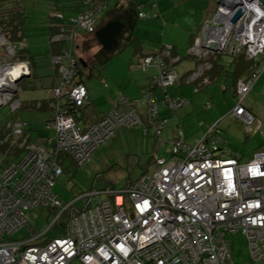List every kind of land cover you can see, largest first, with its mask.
Returning a JSON list of instances; mask_svg holds the SVG:
<instances>
[{"label": "built area", "instance_id": "built-area-1", "mask_svg": "<svg viewBox=\"0 0 264 264\" xmlns=\"http://www.w3.org/2000/svg\"><path fill=\"white\" fill-rule=\"evenodd\" d=\"M98 1L101 4L95 8L96 13L80 15L74 21L88 33L96 31L98 16L103 14L108 0ZM224 1L226 6L219 7L216 17L206 23L203 34L189 50V55L203 61V66L187 84L198 82L196 92L208 84L207 72L214 68L211 58L231 45L235 37L246 58L254 64L251 76L236 85V97L240 100L229 117L239 119L249 128L256 119L243 103L264 74V5L260 0ZM234 5L244 9L236 24L231 23L236 12ZM139 17L144 19L147 15L140 13ZM221 18L224 25L218 22ZM72 37L73 34L59 36L54 41L65 39L72 43ZM211 45H217V53L208 49ZM2 46L9 62L0 67V110L9 105L10 112L16 113L21 108L15 99L21 91L16 81L25 75L17 67L27 65L31 71V65L12 61L15 49L5 38ZM257 57H263L261 63H255ZM167 59L172 62L167 64ZM178 61L179 58H172V49L165 47L145 57L142 67L154 65L159 69L156 82L166 94L169 87L179 82L172 67ZM53 63L60 66L64 75L62 86L54 91L58 103L51 124L56 146L47 152L28 144L25 138L21 143L28 149L24 158L0 172V264H234L228 236L239 233L248 243L250 262L246 264H264V152L247 162L232 153L219 135L225 119L211 126L195 146L187 144L179 128L171 142L172 158L155 154V171L142 175L129 189L114 194L113 199L105 198L78 212L72 205L62 209L50 228L54 229L59 220L68 216L63 236L43 240V233L18 242L11 240L14 233L29 225L26 213L40 207L61 206L54 186L64 173L62 155L81 166L123 126H142L145 134L150 128L161 137L167 122L157 120L159 107L178 112L187 104L167 94L161 101L147 94L142 100L148 105L145 121L138 110L141 102L133 101L128 103V109H115L97 124L82 128L81 109L87 89L75 83V60L67 53L55 57ZM13 73H17L16 78ZM60 98L65 100L63 107ZM12 128L13 136L22 139L25 123L19 120ZM213 135L218 136L213 139Z\"/></svg>", "mask_w": 264, "mask_h": 264}, {"label": "rangeland", "instance_id": "rangeland-1", "mask_svg": "<svg viewBox=\"0 0 264 264\" xmlns=\"http://www.w3.org/2000/svg\"><path fill=\"white\" fill-rule=\"evenodd\" d=\"M191 1V3L188 1L187 5L185 4V6L182 5L177 8L175 7V2L172 1L173 10L170 12L171 18L169 19L167 16L160 18L162 24L165 22L167 25L173 24L175 26L174 33H165L164 29V34L160 32V37L163 34L167 39L185 40V50L189 47L192 34L199 35L207 23L206 19L208 18L210 19L209 21H212L219 10L217 0ZM54 2L55 0H28L25 4L28 6L26 9L31 24L27 28L28 35L25 43L31 57L35 59L37 74L41 79L50 81L51 83L55 78L59 80L60 74L58 71L55 72L52 66L53 63H51L52 61L50 62L48 59L52 52L51 41L46 28L47 24H45L49 16L57 15V11L53 7ZM261 2L264 4V0H261ZM114 4L113 0H109L108 14L111 11H115ZM204 4L209 5V8L207 9L205 7L203 9ZM145 9L151 11L150 7ZM162 9L164 8L161 7ZM166 11L164 9L162 13L166 14ZM61 12H64V17L71 15V12L67 9L61 10ZM154 12H158V9H154ZM175 12L177 14H174ZM207 15L209 17L205 19ZM152 20L153 18L151 16L142 21L135 32V38H141V42L145 45H149V41L152 39L154 32L150 27L145 25ZM133 24H135V21ZM76 34H79L78 36L83 40L93 39L96 42L92 34H88L81 28L77 29ZM1 35L3 34H0V54L4 55L2 46L4 38ZM128 35V33L125 35L126 39ZM230 43L232 44L230 46L237 45L234 37ZM134 47L135 45L133 44L129 46L117 59H126L129 53L134 50ZM222 57L224 59V56ZM262 60L263 57H257L255 62L261 63ZM112 63L118 62L114 60ZM259 70L262 71L263 66H260ZM107 72L108 70L106 68L98 65L94 68L92 75L84 69L81 79L88 87H91L95 95L98 93L101 94V89L97 88L96 85L106 84L103 78L106 77ZM233 73V70H227L216 83L205 85L198 92H196L197 85L193 83L185 85L175 84L168 88L169 97H181L189 103L183 108H180L178 112L166 110L168 113L166 114L165 112L164 116L168 120V127L164 131L163 137L161 136L162 138L158 137L152 129H149L148 134H145L142 126L135 128L123 126L116 131L115 136L108 144L102 145L94 151L83 167L77 166L72 158L69 159L66 155H62L60 164L63 165L64 173L57 178L54 186V192L58 195L61 206L55 209L40 207L26 213L29 225L14 233L11 236V240L18 242L27 239L31 235L37 236L43 233H46V237L43 240L63 236L69 219L68 216H64L59 220L54 229L50 228L62 209L72 205V209L75 211L82 210L89 201L93 205H97L107 198V193L105 192H124L142 175L146 173L152 174L156 166L153 158L154 154L168 160L172 158V145L170 142H172L178 131L177 127L180 125L184 131L187 144L195 146L208 134L211 126L225 119L221 123L219 135L227 142L232 153L237 154L243 162H247L253 158L255 153L263 152L264 74L260 76V79H258L255 85V89L251 91L243 103V106L251 110L256 118V121L249 128H245V125L239 119L229 117L240 100L234 95ZM24 77L25 75H22L20 79L22 80ZM108 80L109 78L106 79V81ZM34 86L36 87L35 89ZM21 88L23 89V92L20 94L21 101L32 98L41 102L38 107H41L45 101L48 103L49 108L47 107L45 111L24 112L23 117L24 120L28 121L29 119L27 117L32 116L31 118L35 120V125L37 124L38 129L42 131L41 135L43 134L53 140L51 148H54L56 146L54 138L56 135L52 129H47V121L53 119L55 114L54 109L51 108L53 105L50 104L51 96L49 95L48 85L42 86L40 80L32 78L22 80ZM157 91L163 99L165 96L163 91L161 89H157ZM97 101L99 103L101 99ZM207 106H210V109L207 110ZM92 112L94 111L89 106L83 108L82 113L84 117L81 120H83L84 124L89 119L86 117V113L96 114V112ZM11 116L12 113L10 114L9 107H4L0 110V134L3 131L5 132V124ZM217 136L213 135L212 138L215 139ZM20 158L17 159L13 152L7 154L0 150V172L10 162L15 161L18 163ZM228 242L234 264H246L250 262L248 243L241 233L234 236L230 234L228 236ZM74 264L79 263L75 262Z\"/></svg>", "mask_w": 264, "mask_h": 264}, {"label": "crops", "instance_id": "crops-1", "mask_svg": "<svg viewBox=\"0 0 264 264\" xmlns=\"http://www.w3.org/2000/svg\"><path fill=\"white\" fill-rule=\"evenodd\" d=\"M113 1L115 3L113 6L115 11L114 12L111 11L108 14V5L106 6V9L104 10L103 14L98 16L97 24H96V31L94 33H88L83 28L76 26L75 27L76 29H74V33L72 37L73 42L72 43L65 42L64 46L61 48L60 47L58 48L57 46L56 47L51 46L52 53L50 57H48L50 62L52 61L51 63H53V59L55 57H59L58 53L61 51L60 56L67 54V53H71L75 60V66L77 70V77L75 79V83L82 84L87 89V98H86L85 105L83 106V108L86 106H89L94 112H96L95 115L86 113V117H88L89 119L87 120L86 124H84L82 120V124H81L82 128L91 127L97 124L104 117L109 116L112 113V111L115 109H118V110L128 109V103L133 102V101L141 102V106L140 108H138L139 113L143 117L144 120L147 119V112H146L147 104L142 103V100L144 99V97L147 94H150L156 100L161 101L162 99L161 96H159V93L157 91V89H160V88L158 87L157 82H156V79L159 75V69L154 65L147 66L146 68L142 67V60L145 57L151 56L154 53L155 49H160V48H165V47L170 48L174 52L175 56L181 58V60H179L176 63L177 66H175L176 75L178 79L180 78L178 84H184V85L187 84L186 82H188V80L192 77V75H194V73H196V71H198V69H200L201 66H203V61L196 59L194 57H191L189 55V50L191 48L193 41L196 38H200L201 35L203 34V30L206 24L202 28V31L199 35L192 34L191 39L189 41V47L187 48V50H185V40H177V39L174 40L173 38L167 39L166 36L163 35L164 29H165V33L166 32L170 34L174 33L175 26L173 24L167 25L165 24V22L162 24L160 20V18H164L165 16H167L169 19L171 18L170 12L173 10L172 1L175 2V7L177 8L182 5L185 6V4L187 5L188 1L191 3L192 2L191 0H113ZM203 6H204L203 9H205V7H207V9L209 8V5L207 4H204ZM117 7L119 8L117 9ZM147 7H150L151 11H148V9H145ZM161 7L167 10L166 14L162 13V10L164 9L161 10ZM156 8L158 9V12H154V9ZM131 11L137 14L135 18V24L132 25L134 27H133V34L131 38L126 39L124 37V39L122 40L119 39L118 46L114 47L113 50L111 51L104 50L103 46L99 43L98 39L96 38L97 31L103 26L107 25L109 22L115 19H118V18H129L131 20V17H132L130 15ZM139 11L148 13L153 18L152 21L147 22L145 25V26L150 27V29L154 31L152 34V39L149 41V45L143 44L141 42L142 40L141 38L140 39L135 38V32L137 28L139 27L140 23L146 20V19L139 17V13H140ZM174 14H177V12H175ZM76 15H77V12L72 11L71 15H69L68 18L77 17ZM207 17L209 16L208 15L205 16V19ZM206 20L208 23L210 19L207 18ZM78 28L83 29L88 34H92L96 42L93 39L92 40L91 39L90 40L81 39L78 36L79 34L78 35L76 34ZM160 32H163V34L161 35L162 39L160 37ZM132 44L135 45V47H134V50H132V52L129 53L128 57L124 60L117 59ZM26 48L28 49L27 46ZM26 55L29 58H33L31 57L30 53H27ZM222 56H224V59ZM211 59H213L212 63H214L215 61L216 64H215V67L212 69V71L207 72L206 79L208 81V84H203V86L216 83L223 76V74L227 72V70H230V71L233 70L234 71L233 73L234 89H235L234 95L236 97V85L238 84V82L248 79L253 73V64H254L253 61L248 60L246 58L244 51L242 48L239 47L238 42L236 46L229 45L226 49L217 53V55H215V57H212ZM114 60L117 61L118 63H112L114 62ZM186 60H188L187 61L188 63L185 62ZM168 62L171 63L172 60H169ZM35 64H36L35 61H33L32 69H31V77L29 79L37 78L38 80L41 81L42 86L48 85L49 95L51 96V100H52V103L50 100V104L53 105V107L51 108L54 109L55 111V107L58 103V99L55 97L54 91L58 89L59 87H61L64 82V75L62 73V70L60 66H57L53 63L52 66L54 67L55 72L58 71L60 74H59V80L55 78L51 83L50 81H45L41 79V77L37 74V70H36L37 67ZM66 65L67 64H65V66ZM98 65L100 67L106 68L108 72L106 73V77L103 78L106 84L96 85L97 88L101 89V94L98 93L95 95L91 87H88L81 78L83 77L82 72L84 69L86 70V72L88 71L92 75L94 68ZM80 73L82 75H79ZM108 78L109 80L106 81V79ZM196 84L198 86V82ZM19 86L21 87V82ZM255 87L256 86H254L253 89H255ZM35 88L36 87L34 86V89ZM162 91L164 93V90ZM22 92H23V89L21 88L20 93L16 97H17V100L21 103V108L19 110V113H20L19 120L25 123V128L27 127L25 129L26 138H28V142L31 145L39 146L41 148H44L47 152H51L53 150V148H51L53 144V140L43 134L41 135L42 131L38 129L37 124L35 125V120L31 118L32 116L27 117L29 119L28 121L24 120V117H23L24 112L45 111L47 107L49 108V106L45 107L44 109L42 108V105L41 107H38L39 104H41V102L34 100L32 98L21 101L20 94ZM166 94L169 96L168 90ZM178 98H181V97H178ZM99 99H101V102L98 103L97 100ZM120 100H123V101L121 102ZM59 101H60L59 104H61V107H63L65 103L64 98H60ZM162 107L163 106L159 107V113H158L157 120H161V121L166 120L167 127H168V120L164 116L168 108L163 107V109L161 110ZM207 107H209L210 109V106H207ZM83 108L81 109L80 120L84 117L82 113ZM63 109H64L63 111L66 110L65 107ZM169 110L170 109H168V111ZM247 110L251 112V110L249 109ZM168 111L166 112V114L168 113ZM52 120L53 119L47 121V129L48 130L52 129L54 131V128L52 127V124H51ZM177 128L179 129V127ZM166 130L167 128L163 130L162 137H163L164 131ZM54 138H56V136ZM263 152H257V153H263ZM69 159H71V157H69ZM74 163H76V161H74ZM84 165L85 163L81 166L77 164V166H80V167H83Z\"/></svg>", "mask_w": 264, "mask_h": 264}, {"label": "trees", "instance_id": "trees-1", "mask_svg": "<svg viewBox=\"0 0 264 264\" xmlns=\"http://www.w3.org/2000/svg\"><path fill=\"white\" fill-rule=\"evenodd\" d=\"M27 1L28 0H0V34H3L4 38L8 42V45H10L12 48L15 49V57H14V59H12V61L18 60L19 62H22V63L23 62L24 63H30V65L32 67V62L35 61V59L27 57L26 54L29 52H28V49L26 48V44H25L26 39H27V35H28V32H27L28 29L27 28L29 25H31L29 22V14H28L27 9H26L28 6L25 5L27 3ZM108 2H109V0L105 3L106 6L108 5ZM100 4H101V2H99L98 0H56L54 2L53 7L57 11V15L49 16L48 21L45 23V24H47L46 28H47L48 36H49L50 41H51V46H53V47L57 46L58 48L63 47L62 45H64L66 42L65 39H62L59 42H55L54 40L56 38H58L59 36L65 37L67 35L73 34L74 29H76L75 28L76 25H75L74 21L80 15H84L86 13H91V12L96 13L95 8L97 6L99 7ZM64 9L69 10L71 13H72V11H76L77 17H72V18L64 17V15H63L64 12H61V10H64ZM139 12L145 13L143 11L142 12L139 11ZM145 14L147 15V17L144 19L151 17V15H149L148 13H145ZM195 40L193 41L192 45L194 44ZM5 49L6 48L3 47L4 55L0 54V67L4 63L9 62L7 51ZM60 54H61V51L58 53V56H60ZM172 58L175 59V58H179V57L175 56L174 52L172 51ZM179 60H181V58H179ZM212 60L213 59H211V62H212ZM12 61L10 60V62H12ZM168 61L169 60L167 59L166 60L167 64H170V62H168ZM213 64L215 67L216 62L214 61ZM175 66H176V63L172 67L175 69ZM79 75H82V74L80 73ZM176 84H178V83H176ZM19 88L21 90L20 86H19ZM15 99H17V97ZM174 99H182V98H174ZM182 100L186 101L187 104L189 103L185 99H182ZM47 106H48V103H46V102L42 103L43 109ZM5 107H9V105H7ZM147 111H148V105H147ZM10 114H11V112H10ZM19 114H20L19 111L16 113H12V116L6 122L5 132L3 131V133L0 134V150L3 153H7V154H10L13 152V154L16 156L17 159H19L22 156L20 158V161H21L24 158V156L26 155V153L28 152L27 145L26 146L21 145L23 140L26 138L25 129L27 127L24 128V135H23L22 139H17L16 137L13 136V128H12L13 125L19 121V119H20ZM141 118L143 119L142 116H141ZM9 124L11 125V128H8ZM179 128H182V127L179 126ZM149 129L150 128H148V131H149ZM146 134H148V132ZM7 138H9V140L7 142H5V140ZM28 144H30V143L28 142ZM66 157H68V156H66ZM12 163H16V162L15 161L10 162L6 166H8ZM63 171H64V169H63ZM105 193H107L106 194L107 199H113L114 198L113 195L114 194L116 195L119 192L108 191ZM91 205H92V202L89 201L84 206V208L89 207ZM78 211H80V210H76V212H78ZM76 212H74V213H76Z\"/></svg>", "mask_w": 264, "mask_h": 264}, {"label": "water", "instance_id": "water-1", "mask_svg": "<svg viewBox=\"0 0 264 264\" xmlns=\"http://www.w3.org/2000/svg\"><path fill=\"white\" fill-rule=\"evenodd\" d=\"M219 7H225L226 3L224 0H217ZM234 9L236 12L234 16L231 18V23L236 24L244 14V9L239 7L238 5H234ZM131 20L129 18H118L107 25L100 28L96 33V38L98 39L99 43L103 46L104 50L111 51L114 47L118 46V40L124 39L125 35L128 33V38H131L133 34V27L132 23L135 21L137 14L133 11L130 12ZM213 24L210 25L212 27ZM224 31V30H223ZM207 38V34L204 35V40ZM129 40V39H128ZM209 50L212 52L217 53L218 47L217 45H211L208 47ZM18 70L25 72V77L22 80L29 79L31 77V71L28 70L27 65H20L17 67ZM17 73H13L12 77L16 78ZM20 78L16 81L17 83L22 81Z\"/></svg>", "mask_w": 264, "mask_h": 264}, {"label": "bare ground", "instance_id": "bare-ground-1", "mask_svg": "<svg viewBox=\"0 0 264 264\" xmlns=\"http://www.w3.org/2000/svg\"><path fill=\"white\" fill-rule=\"evenodd\" d=\"M230 1V0H229ZM231 1H234V0H231ZM218 22H220V23H222V25H224V23L223 22H225L224 21V18H221V21L219 20ZM227 28H228V26H227ZM228 30H230V28H228Z\"/></svg>", "mask_w": 264, "mask_h": 264}, {"label": "clouds", "instance_id": "clouds-1", "mask_svg": "<svg viewBox=\"0 0 264 264\" xmlns=\"http://www.w3.org/2000/svg\"><path fill=\"white\" fill-rule=\"evenodd\" d=\"M261 1V0H260ZM31 69H32V67H31ZM54 116H55V114H54ZM54 119V118H53Z\"/></svg>", "mask_w": 264, "mask_h": 264}]
</instances>
